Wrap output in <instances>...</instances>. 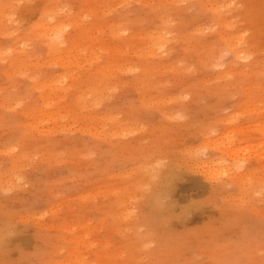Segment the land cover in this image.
Here are the masks:
<instances>
[{"label": "rangeland", "instance_id": "obj_1", "mask_svg": "<svg viewBox=\"0 0 264 264\" xmlns=\"http://www.w3.org/2000/svg\"><path fill=\"white\" fill-rule=\"evenodd\" d=\"M0 264H264V0H0Z\"/></svg>", "mask_w": 264, "mask_h": 264}, {"label": "bare ground", "instance_id": "obj_2", "mask_svg": "<svg viewBox=\"0 0 264 264\" xmlns=\"http://www.w3.org/2000/svg\"><path fill=\"white\" fill-rule=\"evenodd\" d=\"M65 36H66V33L63 34V37H65ZM58 42H59V40H57L56 35H54V37L52 39V43L53 44H58Z\"/></svg>", "mask_w": 264, "mask_h": 264}]
</instances>
